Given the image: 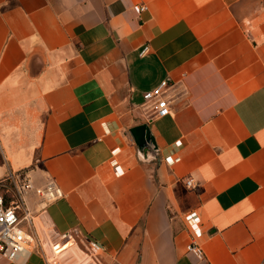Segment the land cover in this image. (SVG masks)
<instances>
[{
	"label": "crops",
	"instance_id": "1",
	"mask_svg": "<svg viewBox=\"0 0 264 264\" xmlns=\"http://www.w3.org/2000/svg\"><path fill=\"white\" fill-rule=\"evenodd\" d=\"M11 171L63 197L30 194L43 249L0 264H263L264 0H0Z\"/></svg>",
	"mask_w": 264,
	"mask_h": 264
},
{
	"label": "built area",
	"instance_id": "2",
	"mask_svg": "<svg viewBox=\"0 0 264 264\" xmlns=\"http://www.w3.org/2000/svg\"><path fill=\"white\" fill-rule=\"evenodd\" d=\"M140 10L145 11L147 7L142 6ZM147 51L148 47L142 55ZM170 87V80H164L158 87L143 95L145 102L152 104L157 117H166L171 113L165 97ZM187 186L192 187V180L187 182ZM32 192L40 197L42 209L63 197L62 191L53 184L35 188L26 172L11 171L0 181V254L11 262L25 261L35 250L43 249L40 239L33 232V217L28 206V198ZM58 247L59 245L56 246ZM90 248L97 252L102 246L92 241ZM188 250L199 258L205 255L204 250L196 243L190 244Z\"/></svg>",
	"mask_w": 264,
	"mask_h": 264
},
{
	"label": "water",
	"instance_id": "3",
	"mask_svg": "<svg viewBox=\"0 0 264 264\" xmlns=\"http://www.w3.org/2000/svg\"><path fill=\"white\" fill-rule=\"evenodd\" d=\"M131 134L142 155H144L146 151L147 156L148 154L155 156L158 151V147L147 125L133 128L131 130Z\"/></svg>",
	"mask_w": 264,
	"mask_h": 264
}]
</instances>
